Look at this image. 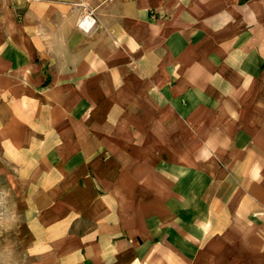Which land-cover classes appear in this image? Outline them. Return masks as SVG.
Returning <instances> with one entry per match:
<instances>
[{"label":"crops","instance_id":"crops-1","mask_svg":"<svg viewBox=\"0 0 264 264\" xmlns=\"http://www.w3.org/2000/svg\"><path fill=\"white\" fill-rule=\"evenodd\" d=\"M6 237L0 264H264V0H0Z\"/></svg>","mask_w":264,"mask_h":264},{"label":"rangeland","instance_id":"rangeland-1","mask_svg":"<svg viewBox=\"0 0 264 264\" xmlns=\"http://www.w3.org/2000/svg\"><path fill=\"white\" fill-rule=\"evenodd\" d=\"M15 247L14 237H6L4 240H0V262L8 261L14 263V260L18 258L19 252L17 254L16 251H8L7 248L15 249Z\"/></svg>","mask_w":264,"mask_h":264},{"label":"built area","instance_id":"built-area-1","mask_svg":"<svg viewBox=\"0 0 264 264\" xmlns=\"http://www.w3.org/2000/svg\"><path fill=\"white\" fill-rule=\"evenodd\" d=\"M95 20L94 11L89 8L84 9L78 19V26L83 30H90L94 26Z\"/></svg>","mask_w":264,"mask_h":264}]
</instances>
